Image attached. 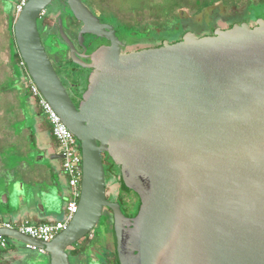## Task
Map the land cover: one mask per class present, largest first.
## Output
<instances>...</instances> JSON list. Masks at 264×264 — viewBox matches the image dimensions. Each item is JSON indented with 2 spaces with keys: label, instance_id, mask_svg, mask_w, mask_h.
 <instances>
[{
  "label": "water",
  "instance_id": "1",
  "mask_svg": "<svg viewBox=\"0 0 264 264\" xmlns=\"http://www.w3.org/2000/svg\"><path fill=\"white\" fill-rule=\"evenodd\" d=\"M54 1L28 0L13 37L27 75L79 143L78 211L47 243L15 230L0 236L48 264H70L67 249L107 207L118 264H264V20L123 52L111 26L81 0H65L82 24L80 44L85 34L110 41L84 64L59 20L73 63L92 69L76 108L37 30ZM104 153L140 198L132 222L105 198Z\"/></svg>",
  "mask_w": 264,
  "mask_h": 264
},
{
  "label": "rangeland",
  "instance_id": "2",
  "mask_svg": "<svg viewBox=\"0 0 264 264\" xmlns=\"http://www.w3.org/2000/svg\"><path fill=\"white\" fill-rule=\"evenodd\" d=\"M17 1L0 0V151L4 149L2 160L5 169L15 168L23 160L15 148H6L12 141L18 139L10 129L19 131L25 125L34 126L33 123L36 118L35 108L30 101L27 89L24 95H20L19 101L16 92L11 89V86L18 83L19 90L24 92L23 87L26 88V83L21 78L23 76L22 69L14 58L11 60L9 58V48L13 45V40L6 15L11 12L13 2ZM85 1L97 14L110 19L117 26L121 40L129 46L127 50L132 51L153 47L159 44L161 40L172 43L183 36L185 32L203 37L211 35L218 27L226 28L231 24L241 23L252 25L257 20H264V0ZM3 6L4 11L2 10ZM49 22V25H55V16ZM51 43L52 41H47L45 44L50 47L49 44ZM57 43L59 49H64L60 41ZM57 50L51 46L50 51H48L50 57L55 56ZM81 71L88 75L87 69H81ZM12 72L15 80L10 82ZM18 102L22 112H24L25 122L18 121L20 118ZM39 117L45 123V118L42 115ZM9 127L11 128L9 129ZM103 165L108 170V165L113 164L103 161ZM107 176L106 173V178ZM107 179L108 192L114 194L117 188L116 181L112 177ZM27 191L29 189L25 187L23 189L20 182L6 183L5 175L0 174V216L2 219L10 218L9 209L14 207L18 196L29 194ZM4 196L7 197V203H4ZM69 198H71L70 195ZM93 232L95 235L93 241H88V235H86L82 242H78L80 246L87 240L88 244L92 245L90 251L87 250L85 253L77 255L75 259H72V264H109L111 261L112 254L103 255L99 246L105 248L106 245L110 248L109 236L98 226L93 229ZM9 244L7 251L10 256V264H48L46 255L29 250L24 244L12 239L9 240Z\"/></svg>",
  "mask_w": 264,
  "mask_h": 264
},
{
  "label": "crops",
  "instance_id": "3",
  "mask_svg": "<svg viewBox=\"0 0 264 264\" xmlns=\"http://www.w3.org/2000/svg\"><path fill=\"white\" fill-rule=\"evenodd\" d=\"M15 3L13 2L11 12L6 15L8 20L15 13ZM2 10L4 11V6ZM10 57L11 48H9ZM22 81L24 82L23 79ZM18 86L19 83L13 90L16 92L19 101L20 95L25 94L26 88L23 87V92L19 90ZM29 98L35 108L34 113L36 114V118L34 119V126L25 125L19 131L13 130L12 126L9 127L18 139L17 141H12L6 147L15 148L18 154L23 157V160L15 168L5 169L2 160L4 149L0 151V174L3 173L5 175L6 183L20 182L23 189L24 187L29 189L27 191L29 194L18 196L14 207L9 209L10 218L4 220L0 216V223L17 224L28 222L32 225H40L62 221L66 214L65 209L69 191L66 178L61 171V158H51L54 155H60L57 144L48 129L49 124L46 119L45 123L42 122L39 117L42 115L40 110L34 103V100L31 97ZM18 107L20 114L18 121L25 122V115L20 108L19 102ZM3 200L4 203H7V197L4 196ZM7 250L0 252V264H10V256ZM39 254L42 255L43 253Z\"/></svg>",
  "mask_w": 264,
  "mask_h": 264
},
{
  "label": "flooded vegetation",
  "instance_id": "4",
  "mask_svg": "<svg viewBox=\"0 0 264 264\" xmlns=\"http://www.w3.org/2000/svg\"><path fill=\"white\" fill-rule=\"evenodd\" d=\"M81 1L88 8V10L92 13V15L95 16L100 21V23L111 26L113 28L116 38L122 43L121 51L123 52L132 51V50H127L129 46L121 40L117 26L110 19L104 18L101 15L97 14L85 0H81ZM53 16H55V25H49L50 24L49 21L50 19L53 18ZM41 20L47 21L48 24L42 25ZM59 20H61L62 22V29H63L64 34L66 35V37L69 39V41L73 45L76 57L84 64H89L91 54L100 47H108L110 45V41L105 36L85 34L83 35L82 43L80 44L78 41V33L82 27V24L81 22L77 21L72 16L68 6L66 5L65 0H55L51 5L45 8L43 16L39 18L37 21V30L39 33L41 43L45 49V52L47 53V56L49 57L53 65V68L55 72L57 73L61 83L65 87L72 103L74 104L76 108H78L82 100L83 94L87 89L88 77L90 73L92 72V69L82 68L81 66L73 63L71 55H70V49L68 45L62 40L60 33H59V26H58ZM255 24L256 22H254V24L252 25L248 23L250 27L255 26ZM231 26H233V24H231ZM228 28L229 27L227 26L226 28H220V29H228ZM182 37L183 36L176 39L172 43L180 41ZM47 41H52V43L49 44L50 47L53 46L55 47V49H58L55 56L50 57V54L48 53V51H50V47L45 44L47 43ZM57 41H60L63 44L64 49H61V48L59 49ZM81 69H87L88 75H85L84 72L81 71ZM104 172H105L104 180H105L106 200L111 203L118 204L120 212L123 215V217L127 220V222H132V220L137 215L138 210L141 205L139 196L133 190H125L123 188L122 183H121V178H120V168L118 166H116L115 164L108 165V170H106L104 167ZM106 173L108 175L107 178L112 177L116 181L117 188L115 189L114 194H109L108 192L109 187H108V179L106 178ZM113 224H114V221H113L112 210L105 207L103 209V214L97 225L99 228H101V230L104 233H106L109 236V242L111 244L110 248L106 245H105V248L99 245L100 249L102 250V254L105 256L106 254L111 255L113 252L115 253V245H114V238H113ZM90 233H91V237H89V234H88L87 239L88 241H91V240L93 241L95 239L93 230ZM80 241L82 242V240ZM91 246L92 245L89 246L88 251H90ZM79 247H80L79 243L77 242L76 244L72 245L69 249H67V254L69 256L70 264H72L71 263L72 259H75V257L72 256L70 252L74 248L78 249ZM115 258H116V253H115Z\"/></svg>",
  "mask_w": 264,
  "mask_h": 264
},
{
  "label": "built area",
  "instance_id": "5",
  "mask_svg": "<svg viewBox=\"0 0 264 264\" xmlns=\"http://www.w3.org/2000/svg\"><path fill=\"white\" fill-rule=\"evenodd\" d=\"M27 1L28 0H18L15 3L14 12L16 16L22 11ZM43 14L44 11L40 13L39 18H41ZM20 66L25 69L23 62L20 63ZM23 80L26 83V89L29 96L34 100V103L50 126L51 135L54 138L59 154L61 155V171L66 178L71 198L67 200L65 209L66 214L62 221L40 225H32L28 222L17 224L2 222L0 223V229L15 230L20 234L47 243L52 241L61 231L66 229L67 225L71 222L78 211V199L82 176V159L77 139L62 122L60 116L52 106L43 97L37 86L27 75V72ZM89 237H91V233H89ZM9 240L10 239L7 237L0 236V252L8 249L10 245ZM25 247L29 250L36 251L33 247Z\"/></svg>",
  "mask_w": 264,
  "mask_h": 264
},
{
  "label": "trees",
  "instance_id": "6",
  "mask_svg": "<svg viewBox=\"0 0 264 264\" xmlns=\"http://www.w3.org/2000/svg\"><path fill=\"white\" fill-rule=\"evenodd\" d=\"M15 18H16V14L14 13L13 14V16H11L10 17V20H9V26H10V29H11V31H12V40H13V45H11V59L12 58H14L17 62H18V65H19V67L22 69V71H23V76L21 77L22 79L24 78V76H25V74H26V71H25V69L24 68H22L21 66H20V63L22 62V60H21V58H20V56H19V54H18V52H17V48H16V45H15V42H14V37H13V24H14V21H15ZM41 24L42 25H47L48 23H47V21H45V20H41ZM229 28H231L232 26H228ZM186 33V32H185ZM164 42V40L162 41L161 40V42L159 43V44H157V45H155V46H153V47H159V46H161L162 45V43ZM13 73V72H12ZM13 75H14V73H13ZM14 77H12V79H11V81L10 82H12V81H14L15 79H13ZM19 78V77H18ZM17 80V79H16ZM13 85V84H12ZM17 85V84H16ZM16 85H13V86H11V89H15V86ZM48 129L50 130V126L48 125ZM103 161H107V162H110V163H112L113 165H114V163L111 161V159L109 158V156L106 154V153H104L103 155H102V163H103ZM124 188V187H123ZM89 245L90 244H88V241L86 240V242H84V243H82L81 245H80V247L77 249V248H74L71 252H70V254L72 255V256H74V257H76L77 255H80V254H83V253H85L89 248ZM112 258H111V261L109 262V264H118V262H117V260H116V258H115V253L113 252L112 253Z\"/></svg>",
  "mask_w": 264,
  "mask_h": 264
}]
</instances>
